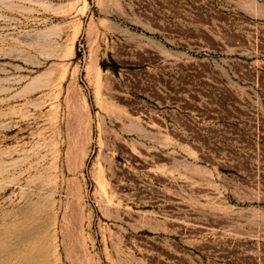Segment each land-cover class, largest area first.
Listing matches in <instances>:
<instances>
[{"label":"rangeland","instance_id":"rangeland-1","mask_svg":"<svg viewBox=\"0 0 264 264\" xmlns=\"http://www.w3.org/2000/svg\"><path fill=\"white\" fill-rule=\"evenodd\" d=\"M0 264H264V0H0Z\"/></svg>","mask_w":264,"mask_h":264}]
</instances>
